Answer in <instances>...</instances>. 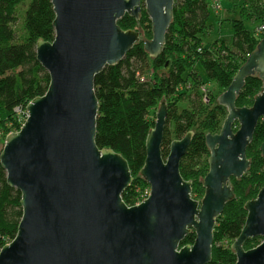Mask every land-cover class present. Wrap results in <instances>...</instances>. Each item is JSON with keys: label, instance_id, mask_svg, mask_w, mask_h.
Returning <instances> with one entry per match:
<instances>
[{"label": "water", "instance_id": "water-1", "mask_svg": "<svg viewBox=\"0 0 264 264\" xmlns=\"http://www.w3.org/2000/svg\"><path fill=\"white\" fill-rule=\"evenodd\" d=\"M174 0H51L55 18L51 42L38 40L36 60L49 76L42 96L26 106L20 129L5 137L0 167L6 183L21 194L22 216L12 241L0 249V264H209L213 231L234 200L231 179L248 171L246 157L264 119V36L216 98L226 116L216 134L205 135L208 171L203 196L192 198V182L179 171L194 133L173 140L167 157L161 145L166 100L157 108L145 140L139 176L149 186L140 203L127 206L122 194L133 178L127 161L95 143L99 103L94 80L117 66L142 41L140 29L123 30L124 16L150 20L143 43L156 59L173 22ZM263 82L250 107H237L245 80ZM238 129L234 131V125ZM264 161V140L259 147ZM246 218L231 243L234 264H264V185L244 204ZM193 233V244L181 246ZM261 238L252 249L248 240Z\"/></svg>", "mask_w": 264, "mask_h": 264}, {"label": "trees", "instance_id": "trees-1", "mask_svg": "<svg viewBox=\"0 0 264 264\" xmlns=\"http://www.w3.org/2000/svg\"><path fill=\"white\" fill-rule=\"evenodd\" d=\"M262 1L243 2L239 19L230 21L231 41L216 40L205 47L202 36L208 28L207 0H174L173 22L166 33L163 51L156 59L149 58L143 49L144 41L151 39L150 20L143 7L138 21L124 16L117 22L123 30L140 28L142 41L117 66L105 67L95 77L94 89L100 107L95 143L99 149H111L127 161L133 178L131 186L122 194L127 206L142 201L139 191L148 188L139 171L146 156V137L163 100H166L167 118L162 157H167L173 140L192 131L194 136L179 171L185 181L192 182V198L203 196L201 184L208 171L205 135L218 133L226 116L225 108L217 105L216 98L227 89L264 36H257L255 29L247 30L244 26L245 22H258V26L264 22ZM54 18L51 0H0V152L5 137L18 131L24 122L19 119L17 109L24 113L27 104L47 90L49 76L36 60L35 45L38 40H53ZM147 60L152 73L141 80L137 73ZM198 66L203 69L206 82L216 84L214 94H209L207 89V103L201 101L202 94L197 90L191 99L188 96L189 90L205 87ZM262 84L256 76L247 78L236 106L250 107ZM185 98L188 106L179 108L178 103ZM233 128L236 131L238 125ZM263 140L264 119H260L246 150L250 167L240 180L231 179L234 200L216 220L209 264H234L236 261L230 245L244 225V204L255 198L264 185V161L259 152ZM20 199V192L7 185L6 174L0 167V249L16 235L22 216ZM194 238L193 233L187 235L181 246L193 244ZM260 242L259 237L250 239L244 249H252Z\"/></svg>", "mask_w": 264, "mask_h": 264}, {"label": "rangeland", "instance_id": "rangeland-1", "mask_svg": "<svg viewBox=\"0 0 264 264\" xmlns=\"http://www.w3.org/2000/svg\"><path fill=\"white\" fill-rule=\"evenodd\" d=\"M244 1L245 0H218V2L220 3V10L218 11V10H215L214 8L213 0H207L209 4V18L207 22L208 28L205 31V34L202 36V43L205 47H208L210 44H212L216 40L231 41L232 28H231L230 21L234 19H239L240 12H241L240 6L243 4ZM244 26L247 30L253 31L258 26V22H245ZM137 66L139 67V64H137ZM197 68H198L200 75L202 76V79L205 81V87L208 90H210L209 94H214L216 91V84L211 81L206 82V77L204 75L203 69L201 68V66H198ZM151 73H152L151 63L150 61L147 60L144 64L141 65V68L138 71L137 75L141 80H146L148 77L151 76ZM201 88L202 86L199 89L197 88V89L189 90L188 96L191 99L193 95L195 94V90H197L198 92L202 94V97L200 95L201 101L203 103H207L209 100L205 99L204 94L201 92ZM178 104H179V108L187 107L188 106L187 98H185L183 101H180V103ZM156 113H157V110L155 114ZM0 149H1V146H0ZM139 192H140L142 200L145 199L147 195L149 194V186L143 192L141 191ZM200 199L201 198H198L195 200H200ZM224 243L223 244L225 246L228 245V243L226 242Z\"/></svg>", "mask_w": 264, "mask_h": 264}, {"label": "built area", "instance_id": "built-area-1", "mask_svg": "<svg viewBox=\"0 0 264 264\" xmlns=\"http://www.w3.org/2000/svg\"><path fill=\"white\" fill-rule=\"evenodd\" d=\"M213 5H214L215 10H218V11L220 10V3L218 2V0H213ZM255 32H256L257 36L264 35V22L260 26L255 28ZM201 92L204 94L205 99H207L206 98L207 88L203 86L201 88ZM17 114H18V117H19L20 120H22V121L24 120L25 121V119H26V111H24V113H21V110L17 109Z\"/></svg>", "mask_w": 264, "mask_h": 264}, {"label": "flooded vegetation", "instance_id": "flooded-vegetation-1", "mask_svg": "<svg viewBox=\"0 0 264 264\" xmlns=\"http://www.w3.org/2000/svg\"><path fill=\"white\" fill-rule=\"evenodd\" d=\"M138 29H140V28H138Z\"/></svg>", "mask_w": 264, "mask_h": 264}]
</instances>
